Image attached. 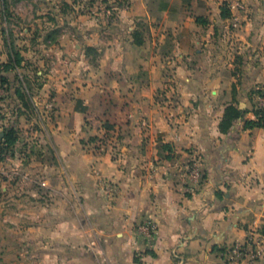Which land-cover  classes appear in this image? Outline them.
Segmentation results:
<instances>
[{
	"label": "crops",
	"instance_id": "0c3cea01",
	"mask_svg": "<svg viewBox=\"0 0 264 264\" xmlns=\"http://www.w3.org/2000/svg\"><path fill=\"white\" fill-rule=\"evenodd\" d=\"M232 1L60 0L41 56L0 40V110L38 125L0 158V264H264L223 254L264 225V127L220 129L264 110V0Z\"/></svg>",
	"mask_w": 264,
	"mask_h": 264
},
{
	"label": "rangeland",
	"instance_id": "374dc122",
	"mask_svg": "<svg viewBox=\"0 0 264 264\" xmlns=\"http://www.w3.org/2000/svg\"><path fill=\"white\" fill-rule=\"evenodd\" d=\"M48 4H53L52 8H49ZM59 5L60 0H0V40L13 42L18 50L24 52V56L27 54L41 56L43 48L51 44L59 30V27L53 24L59 23ZM47 37H51L52 40L48 42ZM28 68L33 73L37 69H43L36 61L30 62ZM19 108L20 114L17 117H11L7 112L0 110L2 119L0 127H12L17 136L37 130L38 125L32 119L31 110L27 106ZM23 141L25 143L19 144L26 145V141ZM35 145L38 147V144ZM5 148L0 158L9 153L7 147Z\"/></svg>",
	"mask_w": 264,
	"mask_h": 264
},
{
	"label": "built area",
	"instance_id": "2783aa9c",
	"mask_svg": "<svg viewBox=\"0 0 264 264\" xmlns=\"http://www.w3.org/2000/svg\"><path fill=\"white\" fill-rule=\"evenodd\" d=\"M227 7L244 10L245 4L242 0H233L227 3ZM238 17L235 14L230 16V26L236 27L238 25ZM51 104L47 103V109H51ZM186 168L189 170L192 178H198L200 175L198 161L193 159L191 164ZM156 229L154 222L145 220L139 225L140 232L145 237H150ZM264 252V240L260 234L254 236L249 235L243 241H236L223 251L225 260L228 262H238L244 259L256 260L262 256Z\"/></svg>",
	"mask_w": 264,
	"mask_h": 264
},
{
	"label": "trees",
	"instance_id": "16d2710c",
	"mask_svg": "<svg viewBox=\"0 0 264 264\" xmlns=\"http://www.w3.org/2000/svg\"><path fill=\"white\" fill-rule=\"evenodd\" d=\"M222 15H225V16L229 15L227 8L222 7ZM10 47H11L12 61L9 63L8 62L2 63L3 68H11L13 66H20L21 61L23 60V57L21 56L18 48H16L12 42H11ZM16 93L18 97L20 98L22 106L24 107L27 106L23 92L19 88H17ZM248 110L253 111L255 115V119H244L243 127L244 128L264 127V110L262 108H255L254 104L252 103L250 108H246V107L239 108L233 105L226 106L224 109L222 120L220 122V129L222 130L227 129L231 125L232 120L237 119V118H242L243 114ZM2 132H3L2 136L0 137V146L2 145L0 147V153H2L3 149H6L5 147H7L8 149L9 147L13 146L17 140V135L15 134L12 127L2 128ZM163 146L166 147V144H163ZM259 233L264 235V225L260 228Z\"/></svg>",
	"mask_w": 264,
	"mask_h": 264
},
{
	"label": "water",
	"instance_id": "95a60500",
	"mask_svg": "<svg viewBox=\"0 0 264 264\" xmlns=\"http://www.w3.org/2000/svg\"><path fill=\"white\" fill-rule=\"evenodd\" d=\"M2 133H3V132L1 131V132H0V137L2 136Z\"/></svg>",
	"mask_w": 264,
	"mask_h": 264
}]
</instances>
